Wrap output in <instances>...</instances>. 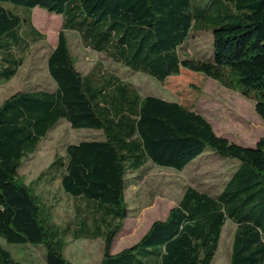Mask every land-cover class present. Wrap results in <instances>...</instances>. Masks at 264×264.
Returning a JSON list of instances; mask_svg holds the SVG:
<instances>
[{"label":"trees","instance_id":"1","mask_svg":"<svg viewBox=\"0 0 264 264\" xmlns=\"http://www.w3.org/2000/svg\"><path fill=\"white\" fill-rule=\"evenodd\" d=\"M36 7L61 18L46 60L54 88L22 89L0 104V238L41 247L45 264H71L67 237L102 239L99 264H211L230 221L228 264H264V138L252 147L230 142L192 108L142 96L102 61L80 72L66 36L160 84L181 69L200 73L253 100L264 122V0H0V84L45 40L31 22ZM195 33L210 35L211 57H180ZM61 120L100 137L68 144L25 183L23 161ZM205 155L235 163L221 190L187 187L164 220L111 253L127 216L128 176L148 163L180 172ZM46 177L72 199L73 229L57 224L36 193ZM0 264L20 263L0 245Z\"/></svg>","mask_w":264,"mask_h":264},{"label":"rangeland","instance_id":"2","mask_svg":"<svg viewBox=\"0 0 264 264\" xmlns=\"http://www.w3.org/2000/svg\"><path fill=\"white\" fill-rule=\"evenodd\" d=\"M31 22L45 35V40L32 47L17 76L0 86V104L22 89L54 88L46 60L56 45L61 18L36 7L32 10ZM66 36L80 72L86 73L97 61H102L106 69L113 71L122 81L133 84L142 96L154 95L192 108L211 124L216 135L224 136L230 142L252 147L256 141L264 138V122L255 113L254 101L243 97L237 91L187 69H181L178 76L169 77L160 84L151 77L110 63L101 55L83 47L76 33L66 32ZM210 44L209 34L195 33L189 38L180 57L207 59L212 54ZM99 137L100 134L95 130L71 129L68 123L61 120L41 141L36 152L23 161L19 174L25 183L33 182L50 164L55 153L64 154L68 144ZM216 157L205 155L180 172L148 163L138 185L130 186L124 193L127 216L121 232L113 240L111 253L135 243L154 221L164 219L169 210L177 205L187 187H194L211 195L217 194L233 171L235 163ZM34 189L42 202L51 208L53 220L57 224L72 222L71 229L76 226L73 223V201L64 194L59 181H51L46 177ZM234 231L235 226L227 221L212 264L228 263ZM64 241V257L71 264H99L102 239L73 240L67 237ZM0 245L20 264H45L41 247L8 244L2 238Z\"/></svg>","mask_w":264,"mask_h":264},{"label":"crops","instance_id":"3","mask_svg":"<svg viewBox=\"0 0 264 264\" xmlns=\"http://www.w3.org/2000/svg\"><path fill=\"white\" fill-rule=\"evenodd\" d=\"M23 66V65H22ZM20 70V69H19ZM19 72V71H18ZM18 74V73H17ZM17 74L10 80V81H12L16 76H17ZM10 81H8V82H2L1 84H0V86H2V85H5V84H7V83H9ZM193 110V109H192ZM222 137H224V136H222ZM226 138V137H225ZM147 166V165H146ZM145 166V167H146ZM143 171V173H144V171H145V168L142 170ZM142 171H140V172H137V173H133V174H130L129 176H128V178L130 179V185L127 187V189L130 187V186H135V185H138V183H139V181L142 179V177H143V173H142ZM231 174V173H230ZM140 175H142L141 177H140V179H138V177L140 176ZM126 189V190H127ZM166 218V217H165ZM164 218V219H165ZM164 219H162V220H164ZM121 232V231H120ZM119 232V233H120ZM118 233V234H119ZM117 234V235H118ZM116 235V236H117ZM132 244H134V243H132ZM131 244V245H132ZM124 248H126V247H124ZM123 249V248H122ZM121 249V250H122ZM119 252V251H118ZM215 257V256H214ZM211 264H212V262H211ZM228 264V263H227Z\"/></svg>","mask_w":264,"mask_h":264},{"label":"water","instance_id":"4","mask_svg":"<svg viewBox=\"0 0 264 264\" xmlns=\"http://www.w3.org/2000/svg\"><path fill=\"white\" fill-rule=\"evenodd\" d=\"M248 147V146H247Z\"/></svg>","mask_w":264,"mask_h":264}]
</instances>
